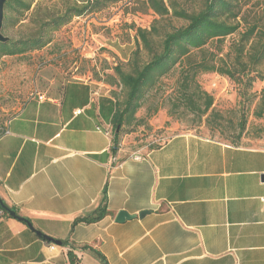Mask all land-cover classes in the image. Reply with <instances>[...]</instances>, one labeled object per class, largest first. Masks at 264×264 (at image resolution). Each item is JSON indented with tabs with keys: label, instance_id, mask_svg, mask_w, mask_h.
Listing matches in <instances>:
<instances>
[{
	"label": "crops",
	"instance_id": "1",
	"mask_svg": "<svg viewBox=\"0 0 264 264\" xmlns=\"http://www.w3.org/2000/svg\"><path fill=\"white\" fill-rule=\"evenodd\" d=\"M41 94L1 129L0 198L32 228L0 219V264H264V146L183 133L130 150L100 81Z\"/></svg>",
	"mask_w": 264,
	"mask_h": 264
},
{
	"label": "rangeland",
	"instance_id": "2",
	"mask_svg": "<svg viewBox=\"0 0 264 264\" xmlns=\"http://www.w3.org/2000/svg\"><path fill=\"white\" fill-rule=\"evenodd\" d=\"M76 0H38L32 4L25 20L3 31L4 36L19 40L31 35L37 26L32 18L36 9L41 13L62 11ZM78 1V0H77ZM189 14L203 9L206 0H165ZM146 0H123L100 12L86 13L54 33L51 45L41 51L21 56L0 54V130L36 93L48 94L68 81L94 79L105 85L110 95L125 104L128 89L120 82L113 68L120 66L126 73L134 71L129 62L137 49L136 30H150L160 17L149 9ZM79 5L83 2L78 1ZM252 23V14L245 16ZM264 24V18L260 21ZM188 24L173 16V10L160 27L163 32ZM246 23L239 32L245 31ZM239 34L228 37L225 51ZM159 52L160 48H156ZM130 57L129 61L128 58ZM151 54L142 49L138 66L151 61ZM187 67V66H183ZM174 69L154 87L144 88L137 111L130 125L122 129L121 141L128 149L151 151L175 135L193 133L219 141L244 146H264V116L258 118L264 80L258 78L252 87L237 85L217 73L197 77L201 88L214 97L211 111L200 117L181 95L180 71ZM187 70V69H186ZM264 75V68H262ZM113 83V85H110ZM240 90L245 91L242 97ZM243 125L245 126L243 128Z\"/></svg>",
	"mask_w": 264,
	"mask_h": 264
},
{
	"label": "trees",
	"instance_id": "3",
	"mask_svg": "<svg viewBox=\"0 0 264 264\" xmlns=\"http://www.w3.org/2000/svg\"><path fill=\"white\" fill-rule=\"evenodd\" d=\"M37 1L7 0L3 31L25 20L31 12L32 4ZM78 1L83 4L79 5ZM78 1L68 4L64 10L53 14L50 12L43 14L40 9H36L32 18L37 29L25 39L8 38L7 42L0 43V54L4 57H15L41 51L52 44L54 33L68 25L73 18L83 17L88 12H100L123 0ZM145 4L160 19L155 20L150 30L142 28L136 30L137 49L129 62L134 66V71L126 73L120 66L113 68L120 82L128 89V97L123 107L116 101L117 110L113 125L117 138L121 136L123 127L132 123L137 111L141 108L140 100L144 88L154 87L161 78L178 67L187 66L180 71L182 99H185L189 106L194 107L200 117L211 111L214 97L198 84L199 74L217 73L229 78L237 85H247L249 88L256 79L264 80L262 73L264 24L260 22L264 18V0H206L203 9L192 14L176 8L171 2L165 0H146ZM171 10L174 17L184 19L188 24L181 28L171 27L170 30L163 32L160 25L170 16ZM246 14H252L254 20L252 23L247 22ZM245 23V31L239 32ZM236 34H239V37L232 40L228 51L224 53L226 39ZM158 47L159 52L156 50ZM142 49L148 51L152 57L150 62L139 68L138 61ZM129 59L130 57L128 61ZM244 92L240 90L242 97L245 96ZM256 115L258 118L264 116V89ZM8 209L14 211L0 198V210L3 211V217H11ZM105 215L106 210L100 208L97 215L78 219L76 223H94ZM21 222L30 223L28 219ZM96 255L103 264H107L100 253ZM69 256L71 264H80L73 252H69Z\"/></svg>",
	"mask_w": 264,
	"mask_h": 264
},
{
	"label": "water",
	"instance_id": "4",
	"mask_svg": "<svg viewBox=\"0 0 264 264\" xmlns=\"http://www.w3.org/2000/svg\"><path fill=\"white\" fill-rule=\"evenodd\" d=\"M7 0H0V43H5L8 41V37L4 36L3 34V24H4V10H5V4H6ZM264 179V176H263ZM9 214L13 217V218H17L18 220L22 221L24 220L23 218L19 217L15 211H12L10 209H8ZM147 212H142L140 214V216H143L144 214H146ZM132 216H130L127 212L122 211L117 215L116 221L119 223L124 222L126 219H131ZM30 228H32L31 223L27 224ZM38 234L40 236H42L45 240L52 242L56 245H62V242L54 240L46 235H43L42 233L38 232Z\"/></svg>",
	"mask_w": 264,
	"mask_h": 264
},
{
	"label": "built area",
	"instance_id": "5",
	"mask_svg": "<svg viewBox=\"0 0 264 264\" xmlns=\"http://www.w3.org/2000/svg\"><path fill=\"white\" fill-rule=\"evenodd\" d=\"M39 98H40V100H43V99H45V95L44 94H41L40 96H39ZM8 133V132H7ZM2 134V133H1ZM106 134H108V133H106ZM136 161H142V160H144V158L141 156V155H135L134 157H133ZM263 204H264V202H263ZM3 211L2 210H0V219L1 218H3Z\"/></svg>",
	"mask_w": 264,
	"mask_h": 264
}]
</instances>
